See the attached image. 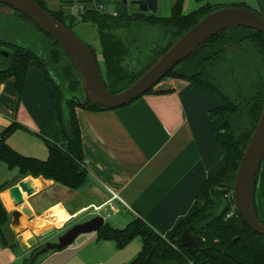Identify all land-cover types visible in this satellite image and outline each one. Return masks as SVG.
Segmentation results:
<instances>
[{
  "label": "trees",
  "instance_id": "trees-1",
  "mask_svg": "<svg viewBox=\"0 0 264 264\" xmlns=\"http://www.w3.org/2000/svg\"><path fill=\"white\" fill-rule=\"evenodd\" d=\"M34 1L71 30L77 21L94 27L104 64L102 77L113 93L134 82L205 15L225 6L249 7L245 3L206 1L196 9L185 12V0H176L166 16L137 9L114 15L95 5L84 6L74 16L62 8L49 9L45 0ZM8 7L11 12L0 13V19H11L22 27L30 25L39 31L45 42L44 51H37L0 35V49L8 52L7 57L0 56V64L4 65L0 67V83L13 77L16 95L20 98L29 64L35 62L52 87L50 98L53 108L36 132L47 148V157L40 159L24 155L7 143V138L15 130L29 131L25 125L12 121L0 131V161L9 168H17L22 175H41L69 189H80L88 183L89 172L76 108L91 111L107 108L84 101L83 81L69 55L30 18ZM251 9L264 16L260 11ZM238 28L248 30L249 34L204 57L197 73L176 74L173 68L164 76L184 78L215 91L221 97L222 103L208 114L215 123L223 166L215 177L207 178L202 183L196 194L195 210L176 225L168 238L157 233L141 217L133 218L121 228L104 222L96 231L97 240H112L118 248H123L134 238H140L141 248L127 264H264V235L253 231L236 212L231 190L243 152L264 106V34L247 27L225 29L203 42L182 61L200 54ZM147 31H150L151 40L147 41L149 47L146 56L138 61L137 69H130L128 57L133 50L136 51L142 35ZM88 46L96 55L93 47ZM118 84H124V87L111 89ZM255 205L258 217L264 223V158L257 174ZM7 222L8 215L0 201V242L14 248L16 244L9 243L5 235L4 225ZM185 230L194 238L191 249L186 248L180 240ZM41 249V246L32 248L22 264H38L41 255L49 251L42 252Z\"/></svg>",
  "mask_w": 264,
  "mask_h": 264
},
{
  "label": "crops",
  "instance_id": "crops-1",
  "mask_svg": "<svg viewBox=\"0 0 264 264\" xmlns=\"http://www.w3.org/2000/svg\"><path fill=\"white\" fill-rule=\"evenodd\" d=\"M45 2L49 9L61 8L60 2L56 8L48 0ZM3 5L0 3V13L11 12ZM186 8L185 2L184 11ZM248 34L246 29H233L200 54L177 64L173 72L197 73L204 57ZM51 90L35 62L29 64L20 98L13 77L0 83V131L12 121L25 125L29 131L17 129L7 138V143L24 155L47 157V148L36 132L53 108ZM221 103L215 91L178 76H167L151 92L128 105L99 111L76 108L89 172L88 183L77 190L41 175H22L17 168L0 161V201L8 215L4 231L9 243L16 244L12 248L0 242V264H22L32 248L44 244L41 229L54 228L56 233L48 240L55 241L53 237L73 223L102 216L101 211L108 216L111 212L114 218L122 214L119 225L111 224L113 227H124L133 218L141 217L168 238L176 225L195 210L202 183L215 177L223 166L215 123L208 114ZM22 181L28 182L33 192H21L22 201L16 203L9 190ZM93 206L102 207L94 212ZM22 208H27L30 215L23 216L18 228H13L12 211ZM91 233L80 238V244L93 243L90 246L80 250L69 244L57 251L49 250L41 255L38 264H47L55 257H63L64 264H76L93 245L98 247V240L92 238L97 232ZM32 239L36 242L29 245Z\"/></svg>",
  "mask_w": 264,
  "mask_h": 264
},
{
  "label": "water",
  "instance_id": "water-1",
  "mask_svg": "<svg viewBox=\"0 0 264 264\" xmlns=\"http://www.w3.org/2000/svg\"><path fill=\"white\" fill-rule=\"evenodd\" d=\"M123 4L132 5L142 12L155 13L157 0H120ZM201 2L204 0H196ZM264 10V0H259ZM1 4L10 6L40 26L69 55L76 66L82 81L84 101H90L107 109H114L130 104L146 91L157 84L180 61L192 54L203 42L216 33L234 27H247L264 34V16L259 12L243 6H225L216 9L202 17L186 32H184L142 75L126 88L111 92L100 72L96 56L88 44L79 38L73 30L57 20L51 13L42 8L34 0H0ZM0 56L7 57L8 52L0 49ZM48 70H50L48 68ZM264 158V106L243 152L238 165L234 184L231 187L234 208L250 228L264 235V223L259 219L255 205V186L257 174ZM14 201H22L21 192L30 195L33 190L28 182L22 181L9 190ZM27 208L12 211L11 226L18 228L20 219L29 216ZM104 224L101 215H95L87 220L73 223L66 231L57 236L56 241L47 240L56 233L54 228L41 229L40 240L44 241L42 252L63 249L71 244L79 234L96 232ZM182 244L191 249L194 238L188 231H183L180 237ZM32 239L29 245L35 244ZM25 247L24 244L21 245Z\"/></svg>",
  "mask_w": 264,
  "mask_h": 264
},
{
  "label": "rangeland",
  "instance_id": "rangeland-1",
  "mask_svg": "<svg viewBox=\"0 0 264 264\" xmlns=\"http://www.w3.org/2000/svg\"><path fill=\"white\" fill-rule=\"evenodd\" d=\"M48 1L50 3L49 5L52 8H56L58 6V3L60 2L63 11H65L68 14H72L74 16H76L77 12L81 11L84 6H91V5L93 6L95 4L103 5L105 7V11L110 13L115 11L117 14H121L124 12H132L135 9V7H132L129 4L127 5L123 4V2L120 0H87L86 2H82L78 0H72L70 2L68 1L66 2L64 0H48ZM175 1L176 0H157V11L155 13L165 16L168 15L170 12V8L175 3ZM206 1H210L213 3L219 2L222 4L245 3L249 7L254 8L264 14V10L262 9L259 0H204L201 2H197L196 0H185L187 7L186 9H188L185 11L190 12L196 9L198 6L205 4ZM3 6L8 11H11V9L8 6L6 5ZM72 30L86 44L93 47V49L95 50V54H96L95 56L97 59L98 67L100 69L101 74L104 75V64L101 56L100 43L96 36V31L94 27L88 23L77 21V23L73 26ZM147 32L148 33L142 35L138 47L135 48L136 51L133 50L132 51L133 53H131V55H129L128 57L127 63L130 69H135L137 67L138 61H142L146 56L147 53L146 50L149 47L147 41L151 40L150 31ZM0 35L3 37L6 36L15 41H19L25 46L37 51L38 50L42 51L44 48L45 41L41 38V34L39 33V31L31 27L30 25H25L22 27L21 25L16 24L11 19H4V20L0 19ZM3 66H4L3 64H0V67ZM55 79L59 80V77L55 76ZM123 87L124 84H118L115 87L112 86L111 89L118 90ZM32 153L35 154L39 152H32ZM47 153L48 152H45V156L47 155ZM100 213L105 219V222L109 223L110 225L111 224L119 225L117 223H119L120 217H123L122 214L120 213L115 214V218L111 212H108L109 216L104 211H101ZM91 234L92 233H85L84 235L79 234L71 244H73V246H78L80 250H83L84 245L90 246L93 243L89 244V242H84L83 244H80V238H82V236L88 237ZM53 238L55 241L57 240L56 237ZM92 238L95 241L97 239V235H94V237ZM102 241L104 242L102 243ZM140 245H141V241L139 237H136L133 240H131L123 248H118L115 242L112 240H98V244H97L98 247H94L93 245L91 249L88 250V253L79 257L80 259L77 260L76 264H127L137 255L140 249ZM39 246H41L42 248L43 244H40ZM63 254H64L63 256L66 255V253ZM62 262L64 264L63 257H55L53 259H50L47 262V264H61Z\"/></svg>",
  "mask_w": 264,
  "mask_h": 264
},
{
  "label": "built area",
  "instance_id": "built-area-1",
  "mask_svg": "<svg viewBox=\"0 0 264 264\" xmlns=\"http://www.w3.org/2000/svg\"><path fill=\"white\" fill-rule=\"evenodd\" d=\"M95 7L98 8V9H104V8H105L103 5H99V4H98V5L95 4ZM112 13H113L114 15L116 14L115 11L112 12ZM101 207H102V206H93V207H92V210H93L94 212H96V211H99V210L101 209Z\"/></svg>",
  "mask_w": 264,
  "mask_h": 264
},
{
  "label": "flooded vegetation",
  "instance_id": "flooded-vegetation-1",
  "mask_svg": "<svg viewBox=\"0 0 264 264\" xmlns=\"http://www.w3.org/2000/svg\"><path fill=\"white\" fill-rule=\"evenodd\" d=\"M48 240V239H47Z\"/></svg>",
  "mask_w": 264,
  "mask_h": 264
}]
</instances>
